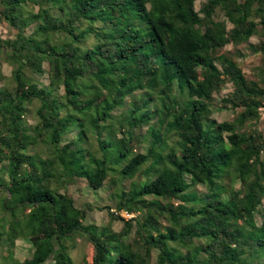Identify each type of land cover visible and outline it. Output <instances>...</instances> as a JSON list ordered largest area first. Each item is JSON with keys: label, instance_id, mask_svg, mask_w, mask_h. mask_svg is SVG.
Masks as SVG:
<instances>
[{"label": "trees", "instance_id": "1", "mask_svg": "<svg viewBox=\"0 0 264 264\" xmlns=\"http://www.w3.org/2000/svg\"><path fill=\"white\" fill-rule=\"evenodd\" d=\"M1 24L0 264H264V0H0ZM80 179L121 231L85 225Z\"/></svg>", "mask_w": 264, "mask_h": 264}, {"label": "rangeland", "instance_id": "2", "mask_svg": "<svg viewBox=\"0 0 264 264\" xmlns=\"http://www.w3.org/2000/svg\"><path fill=\"white\" fill-rule=\"evenodd\" d=\"M197 9H199V5H197ZM32 29V28H31ZM30 29V30H31ZM0 36L3 38L12 37L8 28L1 24L0 25ZM251 42H257V38H252ZM227 51L234 54L235 49L232 46H228L226 48ZM242 53H247L246 44H243L237 48ZM235 56V54H234ZM237 60V59H236ZM237 61L240 62L243 72L250 76L253 73L255 67L260 64L259 56H246L243 59H238ZM2 74L5 80H9L12 75V67L9 64H3L2 67ZM47 75L41 78V82L44 85L48 84ZM2 85V82H0ZM233 87L231 84L226 85L222 91L216 95V103L212 106L213 109V117L217 119L219 122L224 121H232L235 118L236 112L231 109H221V99L226 97L230 92H232ZM31 124H35V120L33 118L29 119ZM260 129L264 130V125L259 126ZM70 135L69 137H72ZM124 187L126 189L129 188L131 181L125 180ZM239 188V185H236ZM115 186H112L110 181L105 182L104 186L98 190L93 191L89 188L88 183L86 180L80 179L77 180L74 184H65L60 188V193L67 194L68 196L72 197L75 200V204L78 208L87 210V219L85 221V225H95L97 227H111L114 231H121L124 228V222L118 220L114 221L110 217L109 212H116V201L114 199V192ZM109 207L111 209H107ZM121 216L126 219L130 220L137 215L134 214H127L123 212ZM264 217V203L261 209V213L258 216V222L260 223ZM134 235V231L132 233ZM77 243L79 248L74 251V257L76 262H80V255L83 241L81 238H78ZM32 255V246L30 242L26 240H18L17 246L15 250V258L19 261H24L30 258ZM157 260V252H153L152 259L150 264H156ZM51 261H48L45 264H51Z\"/></svg>", "mask_w": 264, "mask_h": 264}]
</instances>
